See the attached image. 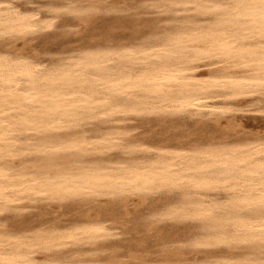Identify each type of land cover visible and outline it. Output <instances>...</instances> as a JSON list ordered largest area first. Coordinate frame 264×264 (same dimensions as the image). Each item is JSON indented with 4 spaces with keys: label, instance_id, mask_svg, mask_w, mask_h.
<instances>
[{
    "label": "bare ground",
    "instance_id": "bare-ground-1",
    "mask_svg": "<svg viewBox=\"0 0 264 264\" xmlns=\"http://www.w3.org/2000/svg\"><path fill=\"white\" fill-rule=\"evenodd\" d=\"M20 1L0 0V264H264L258 0ZM75 26L97 34L33 44ZM153 199L148 229L192 233L120 254L101 204ZM36 201L94 206L69 225L7 227L6 211Z\"/></svg>",
    "mask_w": 264,
    "mask_h": 264
},
{
    "label": "rangeland",
    "instance_id": "rangeland-1",
    "mask_svg": "<svg viewBox=\"0 0 264 264\" xmlns=\"http://www.w3.org/2000/svg\"><path fill=\"white\" fill-rule=\"evenodd\" d=\"M14 1L17 2L20 0ZM44 1L46 0H22V3L27 7H38ZM77 29L80 30L78 26L73 27L72 30L74 31L69 35H66L65 32L61 33L57 39H54V37H44L45 35L41 36L36 38L33 44L37 49L42 50L48 47L52 49L75 47L80 45L84 40H89L97 34V31L92 29H87L85 33L80 34ZM80 35L82 37L84 35V38H81ZM105 202L107 200L103 201L101 207L111 215L112 220L119 227L118 230L121 229L119 231L120 235L118 234L112 239L118 248H120V254H126L128 252L145 254L149 252L156 255L162 244L168 243L174 238L186 239L193 231V227L187 224H171L170 222H164L163 224L162 222L152 229H148L144 225V223L151 220L150 211L161 206L165 200L153 199L140 208H136L132 203L129 206L130 213H127L126 208L118 205V203ZM92 206L94 204L80 206L79 203H45L36 201L23 210L13 209L6 211L5 224L9 229L17 230L69 225L85 219L86 215L92 210ZM109 253L110 249H106L103 252L106 255Z\"/></svg>",
    "mask_w": 264,
    "mask_h": 264
},
{
    "label": "snow or ice",
    "instance_id": "snow-or-ice-1",
    "mask_svg": "<svg viewBox=\"0 0 264 264\" xmlns=\"http://www.w3.org/2000/svg\"><path fill=\"white\" fill-rule=\"evenodd\" d=\"M258 4H259L261 16L262 18H264V0H258ZM231 8H232V0H220V2L216 6L209 8V11L211 12L228 11ZM261 179L262 181H264V177H262ZM260 206H261V211L264 212V198L261 199Z\"/></svg>",
    "mask_w": 264,
    "mask_h": 264
}]
</instances>
